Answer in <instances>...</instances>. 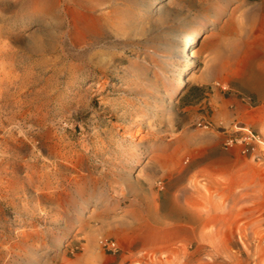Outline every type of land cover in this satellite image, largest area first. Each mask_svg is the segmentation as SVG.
I'll list each match as a JSON object with an SVG mask.
<instances>
[{"label": "rangeland", "instance_id": "rangeland-1", "mask_svg": "<svg viewBox=\"0 0 264 264\" xmlns=\"http://www.w3.org/2000/svg\"><path fill=\"white\" fill-rule=\"evenodd\" d=\"M240 127L264 137V0H0V264H264Z\"/></svg>", "mask_w": 264, "mask_h": 264}, {"label": "built area", "instance_id": "built-area-1", "mask_svg": "<svg viewBox=\"0 0 264 264\" xmlns=\"http://www.w3.org/2000/svg\"><path fill=\"white\" fill-rule=\"evenodd\" d=\"M222 144L226 149L236 147L244 155L257 156L259 150L264 148V137L258 131L240 127L233 131H227ZM99 244L106 250L113 252L118 250L117 242L109 238L101 237Z\"/></svg>", "mask_w": 264, "mask_h": 264}, {"label": "bare ground", "instance_id": "bare-ground-1", "mask_svg": "<svg viewBox=\"0 0 264 264\" xmlns=\"http://www.w3.org/2000/svg\"><path fill=\"white\" fill-rule=\"evenodd\" d=\"M201 32H202V30H199V31H197L196 33H194V34H192V35H190L187 39H186V44H185V48L186 49H188V53H189V57H193L194 56V54H193V52L191 51V50H189V47H190V44H192V43H195V42H197L198 41V39H199V37L201 36ZM107 72V71H106ZM70 77H73L72 75L70 76ZM17 78V77H16ZM8 80H10L9 78H8ZM11 82V81H10ZM16 83V82H15ZM20 83V82H19ZM92 83H94V82H92ZM14 85V84H13ZM93 85V84H92ZM182 83H180L179 84V86H178V88H177V92H179L180 90H181V88H182ZM89 87H91V84L89 85ZM132 91V90H131ZM11 92V91H10ZM20 93V92H19ZM144 93V92H143ZM77 105V104H76ZM40 109V108H39ZM122 114V113H121ZM128 122V121H127ZM109 141V140H108ZM55 142V141H54ZM70 144V143H69ZM55 145V144H54ZM52 151V150H51ZM133 158L134 157V154L133 153H131L130 154V158ZM56 163V162H55ZM71 178V177H70ZM44 193V192H43ZM138 193V192H137ZM202 204H203V202H202ZM181 212V211H180ZM179 212V213H180ZM209 219V218H208Z\"/></svg>", "mask_w": 264, "mask_h": 264}]
</instances>
